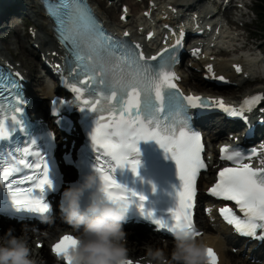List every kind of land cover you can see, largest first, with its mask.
Segmentation results:
<instances>
[{
    "label": "snow or ice",
    "instance_id": "snow-or-ice-1",
    "mask_svg": "<svg viewBox=\"0 0 264 264\" xmlns=\"http://www.w3.org/2000/svg\"><path fill=\"white\" fill-rule=\"evenodd\" d=\"M45 4L55 20L58 37L71 57V70L78 77L83 76L82 83L88 86L90 94L99 95L95 100H83L84 106L80 111L87 110V113L95 114L94 126L88 136L91 149L96 153L95 172L103 183L102 191L106 198L130 205L138 197L142 214L159 229L172 234L178 229L187 228L200 235L192 209L197 195V177L207 165L202 158V136L192 126L193 117L189 109L207 108L210 102L199 96H185L178 89L174 82L178 77L170 70L175 62L174 50L170 52L164 49L158 54L159 59L152 56L150 59L156 63L151 64L145 61L142 52L107 34L87 0H57L56 3L45 0ZM236 70L239 72L241 69L237 66ZM19 87L16 81L0 73V93L6 88ZM73 91L78 97L82 94L81 88L74 87ZM261 99L264 97L255 96L245 100L244 104L250 107ZM215 103L231 116L238 115L235 109L226 108L222 100ZM13 111L20 113L21 108L14 106ZM11 121L12 126L9 127L8 117L0 118V142L7 141L11 132L24 130L22 119L12 115ZM152 140L175 160L182 182L177 191L178 204L169 220L157 219L152 211H146L143 202L147 197L121 184L115 176L117 169L123 168H129L139 176L142 161L138 144L140 141ZM28 143L34 145L36 140ZM39 147L44 153L50 151L49 148ZM17 151H22L24 156L35 155L38 159H17ZM221 153L222 160L231 161L236 166L220 170L218 180L209 193L213 197L233 201L238 206L243 218L237 216L230 207L220 209L224 220L233 225L236 232L264 241V234L257 235V230L264 231V168H253L250 163H244L245 154L239 149L230 152L225 147ZM5 155L10 156L12 162L0 171V188L10 195L14 207L30 214L49 213L52 208L46 202V196L58 193L59 187L50 178L45 155L40 151L32 152L30 148L15 149L8 153L0 151V164ZM21 166L32 169L33 175L9 181L13 173L22 171ZM29 182L31 186H21ZM77 244L75 235H64L53 245L52 252L56 256L67 255ZM208 255L209 264H217L218 258L213 249L208 250ZM67 264H71L70 257H67ZM126 264L133 262L128 260Z\"/></svg>",
    "mask_w": 264,
    "mask_h": 264
},
{
    "label": "bare ground",
    "instance_id": "bare-ground-1",
    "mask_svg": "<svg viewBox=\"0 0 264 264\" xmlns=\"http://www.w3.org/2000/svg\"><path fill=\"white\" fill-rule=\"evenodd\" d=\"M90 1L103 19L112 20L111 22L106 21L108 27L115 28L120 32L121 35L130 32L133 34V37L145 48L150 46V44L145 42L149 30L143 31L140 21L145 20L146 25H149V27L155 26L154 21H158L157 23L161 24L171 25V22H174L173 20L178 19V21H183L191 16L192 13L197 12L199 5L204 7L202 8L203 10L208 9L206 12H199L196 18L200 24V29H203L205 35H208L209 32L216 33L215 30H218L215 26L212 28L214 31H209L208 29V27L211 25L210 20L217 18L215 14H218V17L222 16L229 23H234L236 25L240 24L239 16L237 15V17H235V14H233L234 11L241 9L237 0H231L227 5L226 10H222V5L225 0H213L212 5L216 8V10H211L207 6L205 7L204 4L206 0H151V2L155 3L156 8H154L156 11L158 10V6L160 4H168V6L161 7L165 10L164 12L161 11L163 15H158L157 19L155 18L153 21L148 19L146 14L149 13L155 15L153 11L154 9L151 8V6H148L145 10L140 11L142 3H139L137 0H120L123 1V4L120 7V14L117 18L114 9L104 8V1ZM123 5L128 7L127 13L121 12ZM192 9L194 12H191ZM180 11H182V13H180ZM29 13L33 16L35 27L38 31H34L30 34L31 37L33 36L32 34H36L32 41L29 39L30 35L28 32L23 33L20 22L17 19H11L13 16H16L15 14L27 16ZM123 14H127V21L121 19ZM241 14L245 19L247 13L241 10ZM204 24L205 26L201 28V26ZM25 25H27V23H25ZM143 34L144 37L142 38ZM165 34L168 33H162V38ZM224 34H227L231 41H235V49L233 50L234 53L239 54L243 49L249 48V51L252 53L251 56L257 57V55H255L256 50L254 41H252L255 33H229L227 30L224 32ZM190 37L191 36L188 38ZM218 38L215 40H218ZM201 40L202 39L200 38H193V41H195L197 45L191 49L190 53L192 57L197 61V63H202L205 74L208 73V70L210 69L209 66H214L216 72L215 76H224V81L219 85L216 84V80L209 83L211 86L208 88L213 89L211 91L203 87L206 84L196 80V76L193 72H188L187 69H182V71L178 73V83L186 96L191 95L202 96L203 98L206 97V99L213 105L212 108H217L218 106L215 103L218 101L217 96L221 97V95H224V98L227 99L225 102H235L243 99V97L247 94H264V88L262 87H254L249 90L241 87V84L245 82L248 84L247 87H249L255 78L260 79L262 84H264V75L256 70V64L259 61L258 57L256 59L251 58L249 60L248 58L245 59V56H240L233 59L217 61L212 58L213 55H209L207 53L208 49L205 48V45L199 43ZM30 42L32 44V48L28 45ZM214 43L217 42L214 41ZM215 45L217 44H213V47L210 48L212 51L217 50V47H214ZM11 48L12 51L15 52L18 59L22 61L23 66L28 69V71H24V73L27 74V93L32 98V104L30 107L31 115L34 119L42 117L46 118L48 115V111L46 112V109L44 110L46 101L52 99L59 92L61 94L64 93V90L59 88V85H53V83L48 81L45 76H48L47 73L52 75L55 71H57L55 65H61L63 57L55 56V53H60L59 46L52 31V23L45 17V12L39 4V0H0V56H6L7 53L11 55ZM199 49L201 50V53H198ZM154 54L155 52L150 50L149 55L151 56ZM44 62L52 63L53 68V70L52 68L47 69L46 72L43 70L45 75L42 74L43 71L40 68V65ZM198 66L199 64H194V67ZM237 66H239L241 69L239 72L236 70ZM16 67L19 69L21 68L19 66ZM29 80H32L33 82L30 83ZM225 83L232 84L234 88L224 90L221 89L227 88L226 86L228 85H224ZM260 110H262V112H260ZM249 118L250 127L255 130L258 139L259 134L264 131V127L261 128L259 125V119H264V102L255 112L249 116ZM196 123L199 128L206 132L208 151L211 150L214 155H216V151L213 149V140L221 138L224 136L228 128L234 127L233 124L226 122L218 115H211L203 119H197ZM51 129L54 131L52 127ZM237 129H240L239 126H237ZM242 129H246V127H243ZM242 129H240L238 133H243L244 130ZM223 138L227 139V137ZM59 141L61 146L65 144V140H63V138H61ZM69 141H71V139H69ZM262 158H264V155ZM256 161L257 160H255V162ZM215 170L216 169L213 166H210L208 173L210 174ZM208 187V178L204 177L199 187L200 192L202 190L201 197H204V191L207 190ZM210 213L212 214L209 216L210 219L207 218L206 220L204 219L205 215L201 213L202 217L200 218L202 220L198 219V225L199 230L204 232L200 239L205 241L209 247L214 250L218 258L217 264H264L251 261L258 260L261 258V256H264L262 255V248H258L257 250L254 249L257 247L256 244H253V246L249 245L247 249L244 250V246L243 248L238 249V252H240L242 256H246V259L241 260L240 257H236L231 254L232 248H234L235 244L238 242L236 237L230 233L229 229L225 228L224 226L217 225L216 218L215 221H213L212 218L216 216L215 209H211ZM10 228L14 229L13 235L17 237L22 236L27 240L28 245L32 250V258L36 261V264H58L57 257L50 251V249L49 253L46 254L45 250L38 248V243H43V248L48 246L50 248L64 234L77 235L73 227L60 225L59 223L47 225L42 231L36 233L22 227L11 226L9 224L3 225L0 223V237H4ZM141 231L145 230L141 228ZM127 233L128 237L126 246L128 248V258L134 264H146V251L149 247L162 250L165 255L170 258L171 250L174 246L173 242L157 240L155 239L156 236L152 234L151 236H148L138 232Z\"/></svg>",
    "mask_w": 264,
    "mask_h": 264
},
{
    "label": "clouds",
    "instance_id": "clouds-1",
    "mask_svg": "<svg viewBox=\"0 0 264 264\" xmlns=\"http://www.w3.org/2000/svg\"><path fill=\"white\" fill-rule=\"evenodd\" d=\"M103 183L95 171L82 182L62 191L60 209L63 218L77 233L78 244L67 255H58V264H126L128 222L130 205L112 202L104 195ZM89 202L83 204L86 194ZM9 229L0 237V264H36L32 250L24 237L13 235ZM174 246L170 258L160 249L149 247L146 264H209V245L190 229H178L172 233Z\"/></svg>",
    "mask_w": 264,
    "mask_h": 264
},
{
    "label": "rangeland",
    "instance_id": "rangeland-1",
    "mask_svg": "<svg viewBox=\"0 0 264 264\" xmlns=\"http://www.w3.org/2000/svg\"><path fill=\"white\" fill-rule=\"evenodd\" d=\"M102 1H104V8H106V9H114V11L116 13V18L119 17L120 7L123 4V1H120V0H102ZM150 1L151 0H144V2L141 5L140 11L141 10H145L148 6H150L151 5ZM246 1L248 3H250L254 7V10L255 11L258 10L260 7H264V0H246ZM205 4H207L212 10L215 9L214 7L211 6V0H207ZM165 6H168V4L167 3L160 4L158 6V10L157 11L155 9L156 7L153 8L154 9L153 11H154L155 15L152 16V14H149L150 19L153 20L154 18L158 17V15L162 16L163 14L161 13V11L164 12L165 10L163 8H161V7H165ZM200 6L201 5H199L198 7H200ZM121 12H122V10H121ZM246 13H247V16H246V18L244 20L246 22L247 29L244 30L243 32L246 33V34H248L250 32L255 33V36L252 38V41H254V46H255V50H256L255 51V55H259L260 53L262 55H264V46H262V45H264V24L261 21V18H264V15H262V17H257L251 10H248V12H246ZM15 15L16 16H13L14 19L13 18H11V19L12 20L17 19L20 22V26L22 28L23 33L24 32H28L29 35H30L34 31L35 32H38L37 31V28L35 27L34 18H33V16L30 13L27 16L26 15H20V14L19 15L18 14H15ZM235 17H237V16L235 15ZM105 20L107 22H111L112 21L111 19H105ZM25 23H27V25H25ZM32 35H33L32 37L30 35V38H29L30 41H32L34 39V37H35L36 34H32ZM143 37H144V34L142 35V38ZM28 45L31 47V45H32L31 42L28 43ZM35 48H36V46H35ZM10 51L12 52V54L10 55V54L7 53V55H6L7 58H9L11 61H13V64L14 65L21 67V70H23L25 72L28 71V69H26V67L23 66L22 61L20 59H18V57L16 56L15 52L12 51V48H11ZM234 56H232L229 59H233V58L240 57V54L239 55H234ZM224 59H226V58H216L215 60L220 61V60H224ZM49 64L52 66V63H49ZM198 64H199L198 67H194L193 66V68H189L188 72H193L195 74V76H196V80L197 81H200L201 83L206 84L203 87L209 89L208 87L211 86V84H209V81H207L208 83L203 81V75H204L203 70H204V67H203L202 63H198ZM261 67H263V66L261 65ZM40 68H41V65H40ZM41 70L43 71L42 68H41ZM42 74L45 75V72L43 71ZM45 77H46V79L48 81H50L51 83H53V85L57 86V83L51 77H49V76H45ZM29 81L31 83L33 82L32 80H29ZM227 85H228V86H226L227 88H221V89L224 90V89H233L234 88V86L232 84H230V83H227ZM247 85L248 84L245 82V83L241 84V87H244L246 90H249V89L254 88V87L255 88L256 87H259V88L262 87V88H264V84H260V85L256 86L253 83H251L249 87H247ZM31 87H32V85H31ZM218 89H220V88H218ZM209 90L212 91L213 89L210 88ZM29 93H30V91H29ZM221 98L223 100L226 99V98H224V95L223 96L221 95ZM48 101L49 100L46 101V104H45L46 106L44 107V110L47 107ZM30 111H31V109H30ZM231 130H233V129L232 128L227 129L226 130V133L224 134V136H222L221 138H217L215 141H213V144H215L216 141L223 140L224 139L223 137H227L228 132L231 131ZM213 181H214V177L212 178L211 182H209L208 184H211ZM202 212H203V209H201V211H200V217H201V213ZM209 215H211V214H209ZM209 215H205V218L204 219L205 220L207 218L210 219ZM200 217H199V220H202ZM212 219H213V221H215V217H213ZM216 222H218V221H216ZM59 224L62 225L60 222H59ZM217 225H219V222L217 223ZM124 230L126 232H133V233L136 232V231L130 230V229H124ZM138 233L151 236V234H149L146 230L145 231H138ZM152 237H154V236H152ZM155 239L161 240V239H159V237H155ZM162 241H169V240H162ZM170 242H173V241H170ZM40 244H42V247H39L38 246V248L41 249V250L42 249L45 250V253L46 254L49 253V246L46 247V248H43L44 247L43 246V243H40ZM238 249H239V246H235L234 248H232L231 254H233L236 257H240L241 260L246 259V256L245 255L242 256L241 253L238 252ZM262 255H264V252L262 253ZM251 261L264 263V256H261V258L258 259V260H251Z\"/></svg>",
    "mask_w": 264,
    "mask_h": 264
},
{
    "label": "trees",
    "instance_id": "trees-1",
    "mask_svg": "<svg viewBox=\"0 0 264 264\" xmlns=\"http://www.w3.org/2000/svg\"><path fill=\"white\" fill-rule=\"evenodd\" d=\"M254 14L257 16V17H262V15H264V7H260L258 10H256L254 12ZM261 21L262 23L264 24V18H261ZM134 231L138 232V231H141V228L140 227H136L134 228Z\"/></svg>",
    "mask_w": 264,
    "mask_h": 264
}]
</instances>
